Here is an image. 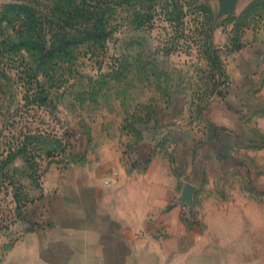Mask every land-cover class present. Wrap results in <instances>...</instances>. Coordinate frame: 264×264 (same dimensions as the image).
Segmentation results:
<instances>
[{
    "label": "rangeland",
    "instance_id": "374dc122",
    "mask_svg": "<svg viewBox=\"0 0 264 264\" xmlns=\"http://www.w3.org/2000/svg\"><path fill=\"white\" fill-rule=\"evenodd\" d=\"M87 176L264 264V0H0V246Z\"/></svg>",
    "mask_w": 264,
    "mask_h": 264
},
{
    "label": "crops",
    "instance_id": "0c3cea01",
    "mask_svg": "<svg viewBox=\"0 0 264 264\" xmlns=\"http://www.w3.org/2000/svg\"><path fill=\"white\" fill-rule=\"evenodd\" d=\"M101 183L87 176L52 191L48 226L3 236L0 264H225L212 241V214L201 233L164 211L165 189L118 192Z\"/></svg>",
    "mask_w": 264,
    "mask_h": 264
},
{
    "label": "water",
    "instance_id": "95a60500",
    "mask_svg": "<svg viewBox=\"0 0 264 264\" xmlns=\"http://www.w3.org/2000/svg\"><path fill=\"white\" fill-rule=\"evenodd\" d=\"M193 189H194V186L192 184H187L186 189H185V195L190 196Z\"/></svg>",
    "mask_w": 264,
    "mask_h": 264
}]
</instances>
